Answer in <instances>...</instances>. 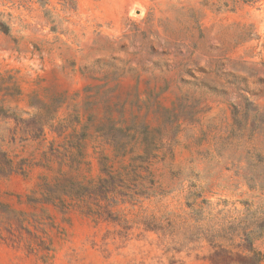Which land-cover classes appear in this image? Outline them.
<instances>
[{"label": "rangeland", "instance_id": "1", "mask_svg": "<svg viewBox=\"0 0 264 264\" xmlns=\"http://www.w3.org/2000/svg\"><path fill=\"white\" fill-rule=\"evenodd\" d=\"M0 11L13 29L0 32V152L30 157L37 143H12L17 120L59 105L68 133H96L89 153L114 170L149 152L153 194L120 205L127 229L26 204L41 169L0 177V203L28 214L32 232L3 230L0 264H214L250 240L264 255V0H11ZM90 160L84 174L97 177Z\"/></svg>", "mask_w": 264, "mask_h": 264}, {"label": "trees", "instance_id": "2", "mask_svg": "<svg viewBox=\"0 0 264 264\" xmlns=\"http://www.w3.org/2000/svg\"><path fill=\"white\" fill-rule=\"evenodd\" d=\"M240 1L248 4L257 0ZM38 2L43 4L45 0ZM11 24L12 15L0 11V32L10 35L13 30ZM60 108L59 105L54 106V116L37 114L30 121L22 118L17 120L18 127L12 136L13 145L19 142L25 147L33 142L38 147L27 158L0 152V177L9 179L19 175L28 179L34 170L41 169L43 172L38 176V182L26 196V204L36 208L42 206L45 210L48 206H53L63 213L76 210L96 223L112 222L128 229L129 222L119 209L120 205L130 203L135 206L140 203V199H149L153 195L147 188H143V173L149 172V167L146 166L149 163V152L132 156L131 163L114 170V164H110L113 162L112 158L101 156L97 150L93 154L89 153L88 143L97 134L90 130L68 133V126L56 117ZM49 134H57V138L62 141H49ZM132 154L133 151L120 150L115 157L126 160ZM93 157L99 162L100 173L97 177H88L84 170L86 167L89 173L92 171L93 161L90 158ZM20 201L22 202V197ZM27 217L28 214L23 211H16L11 206L0 203V235L5 230L13 241H23V231L32 234L24 226L25 223H30ZM146 222L148 228L155 227L152 224L154 220L146 219ZM249 235L245 234L247 238ZM239 248L244 250L235 252L233 248L222 249L220 258L214 264L263 263L264 255L256 251L251 240L248 245L244 244Z\"/></svg>", "mask_w": 264, "mask_h": 264}]
</instances>
